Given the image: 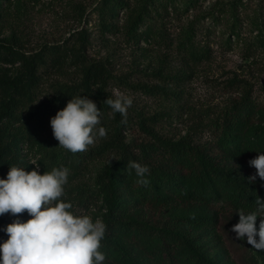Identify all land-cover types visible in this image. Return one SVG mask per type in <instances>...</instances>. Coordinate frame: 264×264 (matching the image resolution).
<instances>
[{"label":"rangeland","instance_id":"1","mask_svg":"<svg viewBox=\"0 0 264 264\" xmlns=\"http://www.w3.org/2000/svg\"><path fill=\"white\" fill-rule=\"evenodd\" d=\"M102 2L3 0L0 37L13 38L28 53L55 45L67 50L70 56L61 69L51 68L44 74L50 93L52 84L81 80L82 68L75 66L72 55L85 40L82 53L91 61L106 63L111 71L110 95L113 89H119L133 100L127 114L134 123L124 132L129 142L139 145L147 138L136 125L139 115L156 118L149 123L162 137H187L222 165L243 176L254 175L256 170L248 161L257 152H264V110L257 109L248 125L257 131L254 138L259 147L245 156L225 159L218 145L220 131L214 124L245 100L264 107V0H124L127 5L119 8L115 18L105 16L113 26L112 32L101 24ZM142 3L148 14L138 30L142 35L139 40L130 37L124 25L130 9ZM99 141L97 137L95 143ZM29 157L36 162L35 156ZM108 162V158L92 162L82 174L92 190L97 187L98 172ZM75 184L68 181L64 186L67 192L63 199L73 204L71 211L88 215L93 222L102 220V199L90 207L83 205L76 198ZM262 185L264 181L260 180L263 190ZM231 202L229 198L218 199L210 206L145 202L130 217L159 228L172 218L205 217L196 232L184 230L199 234L218 264H264V251L253 249L246 238L237 239L231 231L239 221L236 210L240 209ZM259 223L260 217L257 230Z\"/></svg>","mask_w":264,"mask_h":264},{"label":"trees","instance_id":"2","mask_svg":"<svg viewBox=\"0 0 264 264\" xmlns=\"http://www.w3.org/2000/svg\"><path fill=\"white\" fill-rule=\"evenodd\" d=\"M126 5L124 0H103L100 16L106 31L114 29L105 16L115 18L119 8ZM130 11L124 28L130 37L140 40L142 35L138 30L148 14L146 4ZM2 25L0 22V29ZM84 42L77 51L72 50L75 66L82 68L81 80L73 84H52L50 93L44 74L51 68L61 69L70 56L67 50L55 45L28 53L13 38L0 37V66L7 65L0 69V179L7 178L11 166L30 172L36 168L32 163H36L41 175L53 168H68V181L77 182L73 188L83 205L90 207L99 198L104 203L102 221L107 230L100 247L106 257L103 264H218L199 239L200 235L184 230L190 228L196 232L205 217L172 218L159 228L132 219L131 213L145 202L210 206L224 198L240 209L253 211L256 196L264 200L259 177L255 183H249L250 176L222 165L187 137L179 140L162 137L149 123L156 118L139 115L136 125L147 138L139 145L129 142L124 132L134 122L128 114L125 119L104 104L109 97L114 98L108 91L111 71L106 63L91 61L82 53ZM76 96H87L96 103L103 113L98 127H104L107 135L97 136L100 141L90 145L88 151L73 154L59 146L50 120ZM257 109L263 111L264 107L245 100L215 122L220 131L218 145L225 159L252 154L258 149V140L254 138L257 131L248 127ZM29 156H35L36 162ZM107 158L109 162L98 172L97 187L92 190L82 180V174L92 162ZM129 161L149 166L150 174L146 177L149 186L136 183L135 170L127 169ZM30 218L27 212L19 217L11 213L0 216V245L8 239L3 231L8 224Z\"/></svg>","mask_w":264,"mask_h":264},{"label":"clouds","instance_id":"3","mask_svg":"<svg viewBox=\"0 0 264 264\" xmlns=\"http://www.w3.org/2000/svg\"><path fill=\"white\" fill-rule=\"evenodd\" d=\"M113 97L104 104L126 119L132 98L119 89H113ZM102 115L87 96L73 97L51 118L53 136L60 147L73 154L86 152L97 136L107 135L104 127H98ZM257 153L248 161L256 170L249 183H255L257 177L264 181V152ZM32 164L36 168L30 172L11 166L7 178L0 179V216L11 213L19 217L27 212L31 217L26 222L16 219L3 229L8 239L0 245V264H103L106 257L100 247L107 225L99 218L93 222L88 215H76L71 211L73 204L62 199L70 170L53 168L41 175L39 165ZM127 169L135 170L137 184L149 186V166L129 161ZM254 203L253 211L236 210L239 221L231 231L237 239L246 238L253 249L264 251V200L257 195Z\"/></svg>","mask_w":264,"mask_h":264}]
</instances>
